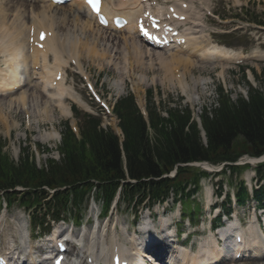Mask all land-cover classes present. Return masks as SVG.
<instances>
[{
    "label": "trees",
    "instance_id": "1",
    "mask_svg": "<svg viewBox=\"0 0 264 264\" xmlns=\"http://www.w3.org/2000/svg\"><path fill=\"white\" fill-rule=\"evenodd\" d=\"M218 106L211 113L204 112L201 116L206 133V145H203L194 123L184 129L189 119L186 109L169 110L165 120L154 109H149V123L155 132L151 140L146 136L144 122L132 97L118 101L115 113L123 133L122 149L128 176L137 180L154 178L160 173V165L168 170L178 162L207 160L217 163L234 160L247 150L254 154L264 152V95L250 90L248 100L239 99L231 103L227 95L220 91ZM97 123L94 118L84 122L81 141H76L70 130L65 129L60 148L62 157L59 162L50 160L46 168L37 169L28 153L16 165L0 153V190L5 191L6 199L10 194L6 190L19 185L29 189L19 194L20 202L34 206L40 203L44 192L42 187L68 186L69 189L54 196L57 206L63 209L68 201L79 205L85 194L95 186V194L103 198L106 206L124 174L116 136L109 130L99 129ZM178 169L184 171L183 168ZM154 182L150 179L138 181L135 185L125 183L122 194L126 196L140 189L151 190ZM196 182L191 180V183ZM180 183L177 178L174 186L179 187ZM168 185L164 181V189H159L154 195H167ZM180 190L183 188L179 187V192L183 193Z\"/></svg>",
    "mask_w": 264,
    "mask_h": 264
},
{
    "label": "bare ground",
    "instance_id": "2",
    "mask_svg": "<svg viewBox=\"0 0 264 264\" xmlns=\"http://www.w3.org/2000/svg\"><path fill=\"white\" fill-rule=\"evenodd\" d=\"M24 5L25 1L20 0ZM210 0H187L188 7L182 12L185 13L188 20H192V25L188 27L191 31L185 32V45L166 50H148L135 37L132 29L123 28L119 31H111L103 29L89 18L85 17L81 6L73 5L53 6L50 3L32 0L35 3L28 13L25 15L24 10H20L13 0H0V54H5L6 60L10 65L0 68V80L7 82L11 88L20 81L18 72L19 54L23 63L27 61L24 46L27 44V28L28 20L31 16H38L42 19L38 25L42 26L46 31L51 32L50 37H47L43 42V48L34 52L32 61L40 68V78L45 79L46 83L50 82L49 89H46V84L42 87L37 83L27 90L34 89L28 96L25 92L17 91L8 95L0 96V98H8L13 96L15 105L18 107H25L29 110L31 121H35L37 125L45 119H51L48 114L53 113L55 108L59 111L61 116L70 115L68 105L62 97L66 93L68 98L74 99L75 96L66 91L62 81L58 82L56 86H51L53 74L60 71L61 66L66 63L68 57L74 58L77 63L81 60V55L85 56L90 62L106 61L113 65L117 70L118 79L113 82V87L117 93H121L124 88L125 79H129L132 89L137 92L141 81L146 77L145 70L150 69L152 64H156V68L163 72V77L159 78V82L168 86H176V80L182 89L189 87L186 80V73L191 67L200 63L202 67L211 69L216 68L219 75L229 69L233 63H242L245 59L258 60L264 58V54H260L257 50H251L248 54L235 52L231 49L218 46L209 41V38L203 33V28L200 27L202 22V13L194 6L195 2L209 3ZM120 6L126 5L127 2L118 3ZM172 5L178 7L173 2ZM140 12V11H139ZM137 12L135 16L139 13ZM44 21L47 26H44ZM193 23H196L193 25ZM195 28H199L198 31ZM48 54H51L52 61L48 62ZM147 57V59H145ZM203 63V64H201ZM34 64V65H35ZM175 64L178 69H171ZM34 67H32L31 72ZM10 75L11 80H5L6 75ZM85 75V74H83ZM39 76V74H38ZM85 77H87L85 75ZM146 80H144V84ZM153 81V79H151ZM193 89L197 85L206 84V79L196 78L192 80ZM26 99V101H25ZM39 102L43 105L41 108H36ZM42 100V101H41ZM11 103L3 102L0 104V121L12 126L6 121V108H10ZM57 136L54 125L49 132H44L35 137L42 143H51ZM204 167H209L203 164ZM106 235V237H105ZM22 241V236L18 235ZM80 245L83 253H88L94 256L95 261H105V257L112 250L107 247V240L115 244L113 229L108 226H95L92 230L85 233L84 237L75 239ZM131 240V239H130ZM136 247L132 246L130 242V253L133 257L138 253ZM125 252V251H124ZM136 253V254H134ZM182 262H187L189 257L186 253H179ZM194 262V258H191Z\"/></svg>",
    "mask_w": 264,
    "mask_h": 264
},
{
    "label": "rangeland",
    "instance_id": "3",
    "mask_svg": "<svg viewBox=\"0 0 264 264\" xmlns=\"http://www.w3.org/2000/svg\"><path fill=\"white\" fill-rule=\"evenodd\" d=\"M20 3L21 2L18 1V5ZM26 3L27 7L23 6L24 11H27L30 8V2L26 1ZM209 6L210 8H212L216 15L224 18V20L220 23L213 21L212 19L207 20L206 23L210 28V32H216V34L211 33L210 41L216 42L219 45L230 47L235 51L248 53L251 50L255 49L257 50V52L264 54V33L258 29H255L252 23H247L246 21L241 22L239 19L235 18L237 16L249 18L253 15L260 20L264 19V0H210ZM236 26L242 27L241 29H237L234 31L233 29ZM228 32H231L230 34H228L229 36H225L223 34H226ZM145 59H147V57H145ZM81 61L83 63V67L87 69L90 77L96 81L97 88L100 92L103 93L108 102L109 108L110 106H112L115 99L126 95L127 92L132 91L129 85L130 81H127L125 79L123 91H121V93L116 92L113 87V82L118 79V73L117 70L114 69L113 65L108 64L106 61L90 62L83 55H81ZM155 65L156 64H152V67L150 69L145 70L146 77H144V79L141 81L139 91L137 93H139V96L143 98V105L145 104L147 106L146 90L151 89L153 93L152 101L156 104V106L160 108L161 111L162 108L174 107L176 104L180 103L192 105L194 104L195 113H198L199 109L202 106H213V102H215L217 96L215 88H217L219 84H221L228 92L231 93V97L233 99H235L236 94L241 93L245 95L247 87L243 79V74L241 73V68H249L252 77L250 82L255 85V88H258L259 90L264 89V75L262 73V70L264 68V61L253 63V61L247 60L244 63L245 66H231L223 73L222 76L219 75V71L216 68L211 69L208 67H202L198 63L194 67H191L186 73V80L187 84L189 85L186 93L181 92V88L176 80H174V82L176 83V86L174 87L168 86L167 83H160L158 79L162 78L164 75L163 72L157 69ZM171 69H178L180 71L179 67L175 64L171 66ZM252 70L258 76V78L254 77ZM245 71L246 70H243L244 74ZM196 78L206 79L207 83L202 86L197 85L193 89L192 80ZM151 79H153V81H151ZM144 80H146L145 83L149 82V84L145 85L143 82ZM67 82L70 85H73L76 89H79L81 87L79 86L78 80L75 77L71 78L69 76ZM27 89L28 88L23 89L22 91H26ZM81 92L83 94V97H86L85 93H83L84 89ZM191 97L195 98L194 101L191 100ZM8 98L10 99H0L1 103H11L10 108H6V121L8 124L12 122V126L8 127L7 124H4L0 121V138H5V146L3 150L11 157L12 160L17 161L19 155L18 144L22 143L23 141L27 142L28 140H30L31 146H33V144L35 143L43 144L49 148H52V151L49 153V155H40L36 151L35 157L37 163L43 162L46 156L57 158V153L54 148L58 143V139L54 140L51 143H47V145L38 140H34V138L44 132L51 131L52 125L55 126V129L57 131L59 130V127H62L64 121H68L71 125H73L71 119L65 116H61L59 114V111L55 108L53 113L48 114V116H51V119L47 118L44 121H41L38 125L35 121H33L29 126V132H26L24 134L23 127L20 126L23 111H21L20 107L15 105V100L13 97ZM37 101V105L35 104L36 108L43 107L41 102H39V99H37ZM85 101L87 100L85 99ZM96 109L98 110L97 106L94 105V108H91V111L95 113L96 116H99L101 118L102 126H110L115 130L116 128L113 120L110 119L107 115L103 114V112L99 110L97 111ZM7 114H9L8 117ZM81 120L82 118L79 117L77 124H79ZM8 131L9 134L6 133ZM28 136H30V139L28 138ZM149 137H152L151 132L149 134ZM244 159V157H241L237 163H242ZM251 175L252 173H250V169L245 168L242 169L238 175L226 173L225 176L218 175L217 177L210 176L209 178L201 179V188L196 193L194 201L196 203L199 201L201 202L207 189L215 191L217 185H219L218 183L227 185V187H229V190L233 191V189L237 186L236 184L238 183V181H245L246 179L251 177ZM220 201L221 198H218V203H220ZM200 202L198 204L199 206L201 205ZM163 207L165 209L164 219L170 217H178L179 211L176 210L177 207L175 208L172 206L170 201L164 203ZM16 208L17 207L13 205L8 211L7 219L5 221L6 225L3 226L4 233L0 236L1 242L7 243V241H9V236L16 235V222H18V219H20L19 211ZM117 209L120 213H117L116 215V228L121 232L123 245H127L125 243V238L127 237L125 230H127L128 228L126 227V225H128L133 217L132 215L124 214V211H126V206L121 204ZM162 210L163 209L160 207L158 209V214L161 213ZM243 210L246 211V204L239 208L240 214ZM97 212L98 205L90 203L84 219H87L88 217L92 219L93 217H95V214H97ZM148 214L149 211L146 210H143L141 213H139L137 223H139L143 219H146ZM200 215L201 214H199V216ZM199 216L196 219L194 218V221H198ZM113 218L114 215L112 214V219ZM159 218L160 217H156L155 221L153 220V222L157 224L156 221ZM200 219L203 220V216L200 217ZM22 222L23 223H20L22 226H27V228H29L28 223H26L25 225L26 220ZM58 225L60 224L58 223ZM137 228L138 227H133V230H136Z\"/></svg>",
    "mask_w": 264,
    "mask_h": 264
}]
</instances>
